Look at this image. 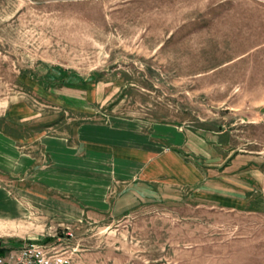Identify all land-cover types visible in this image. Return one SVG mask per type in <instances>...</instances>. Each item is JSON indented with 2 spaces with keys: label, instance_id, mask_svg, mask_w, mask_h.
I'll list each match as a JSON object with an SVG mask.
<instances>
[{
  "label": "rangeland",
  "instance_id": "374dc122",
  "mask_svg": "<svg viewBox=\"0 0 264 264\" xmlns=\"http://www.w3.org/2000/svg\"><path fill=\"white\" fill-rule=\"evenodd\" d=\"M197 2L0 0V194L30 197L26 165L45 161L37 138L75 147L79 126L82 136L90 126H177L196 149L185 159L203 175L192 188L109 193L102 215L71 219L57 213L67 206L48 215L33 205L0 217V238L53 243L70 264H264V211L209 196L240 200L261 194V177L264 186V90L259 103V88L243 82L264 71V14L234 5L211 21Z\"/></svg>",
  "mask_w": 264,
  "mask_h": 264
},
{
  "label": "crops",
  "instance_id": "0c3cea01",
  "mask_svg": "<svg viewBox=\"0 0 264 264\" xmlns=\"http://www.w3.org/2000/svg\"><path fill=\"white\" fill-rule=\"evenodd\" d=\"M249 4L259 20V15L264 14V6L259 1L253 0H198L197 5L201 8V14L198 15L211 21L225 20L232 6L247 10ZM198 15L189 18H197ZM243 21L247 22V20ZM257 32L259 33L258 30ZM263 43L264 40L259 36V46ZM257 55L259 65L260 55L259 53ZM257 74L243 82L247 87L259 88V103H263V68L259 67ZM145 127L146 129L141 128L142 132L141 129H135L132 126L111 129L90 126L85 129L86 132L84 131L88 136H82V126H79L75 134V147L71 146V142L69 145L65 140L55 137L37 138L38 144L43 147L45 161L40 162V159L32 158L26 165L27 170H30L27 179L30 181L32 194L30 197L25 196L26 191L20 188L16 189L14 197H10L7 191L0 194V217H16L21 211L34 207L33 205H38V209L44 210L43 212L48 215H53L51 205L57 208L67 206L66 213L56 212L71 216V219H76L74 216L80 214L102 215L111 210L108 194L114 195L117 192L119 196L121 189H125L128 193H141L151 190L152 186L159 182L169 183L170 181V184L189 188L200 184L203 175L193 163L185 159L187 154L196 155V149L188 144L189 136L173 125H167L166 128L159 126L157 128L159 131H155L157 133L150 130L153 125ZM88 152L105 157V164L90 162L87 165L82 162V156ZM83 174H87L86 178L90 176V180L79 177ZM76 185L82 188L76 189ZM259 185L261 194L255 196L243 191L240 200L233 197L231 193L219 198L214 195L209 196L213 198V202L218 201L223 206L243 209L251 207L264 211L262 177L259 178ZM230 186L232 188V185ZM53 194L73 196L75 205H69L54 197L55 195L52 196ZM118 196L116 199L114 197V200L119 201ZM257 196L259 200L256 199ZM46 209L50 211H45ZM20 244L19 240L1 238V246L5 249L19 247Z\"/></svg>",
  "mask_w": 264,
  "mask_h": 264
},
{
  "label": "built area",
  "instance_id": "2783aa9c",
  "mask_svg": "<svg viewBox=\"0 0 264 264\" xmlns=\"http://www.w3.org/2000/svg\"><path fill=\"white\" fill-rule=\"evenodd\" d=\"M0 264H70L65 252L53 243H23L16 248H3L0 238Z\"/></svg>",
  "mask_w": 264,
  "mask_h": 264
}]
</instances>
